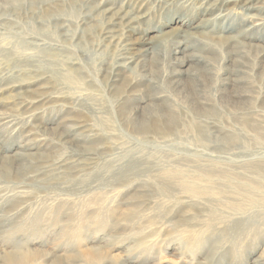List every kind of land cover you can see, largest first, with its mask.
I'll return each instance as SVG.
<instances>
[{
  "label": "rangeland",
  "instance_id": "1",
  "mask_svg": "<svg viewBox=\"0 0 264 264\" xmlns=\"http://www.w3.org/2000/svg\"><path fill=\"white\" fill-rule=\"evenodd\" d=\"M108 2L120 6L129 0ZM164 2L151 0L148 21L140 25L146 31L143 38L154 44L161 34L195 26L203 17L199 11L187 17L178 9L165 11ZM86 5L92 3L0 0V72L18 69L23 79L42 78L35 90L50 88L57 102L41 117L47 125L45 149L14 152L9 151L15 143L11 138L0 141L2 191L27 182L23 159L69 155L57 141L67 127L82 122L95 141H84V133L77 131L70 142L73 158L91 165L75 171L74 180L65 179L63 185L62 177L31 182L24 210L8 223L0 219V264H7L13 247L25 253L23 264H90L89 257L91 264H264V112L255 100L260 88L256 78L249 87L234 89L247 98L224 101L215 116V132L196 119L202 113L197 99L216 105L219 83L212 74L205 78L199 71L200 95L188 88L182 95L168 91L172 101L152 102V95L167 89L142 80L163 71L149 59L146 73L127 75L111 89L106 52L95 46L102 26L87 18ZM205 32L218 36L220 31L215 25ZM210 42L204 56L216 62L215 68L226 67L221 60L227 57L226 48ZM191 47L186 54L195 51ZM255 52L249 49L246 56L251 67ZM170 53L171 47L166 50L167 70L174 57ZM67 68L73 71L70 78ZM132 96L145 100L141 118L131 117L137 103ZM97 146L102 148L97 156L83 155L84 148ZM106 164L110 168L104 171ZM36 216L39 226L26 230L25 221ZM12 221L20 222L23 231L10 241Z\"/></svg>",
  "mask_w": 264,
  "mask_h": 264
},
{
  "label": "bare ground",
  "instance_id": "2",
  "mask_svg": "<svg viewBox=\"0 0 264 264\" xmlns=\"http://www.w3.org/2000/svg\"><path fill=\"white\" fill-rule=\"evenodd\" d=\"M108 1L101 0L96 3L97 0H84V4L92 3L91 7L86 5L88 7V11H86L87 18L98 20L97 23L102 26L99 28L98 42L95 41V46L106 52L105 72L107 80H110L111 85L109 87L111 89L121 85V79L123 81L127 75L135 72L146 73L147 69H150L146 60L151 59L153 64L161 65L163 71L157 78L148 80L144 77L142 80L153 86L167 89L166 92H158L152 95L150 98L152 102L171 100L168 91L182 95L188 88L197 91L200 95L203 89L202 76L199 71L203 72L205 78L211 74L217 78L216 83H219V88H216L214 92L217 94L215 95L216 105L209 106L210 102L197 99L202 113L197 115L196 119L200 125L204 124L205 129L209 131L215 132L218 128L215 116L217 111L221 110L225 100L245 99L249 96L245 92L234 89L249 87L255 78L260 86L256 92L255 100L256 103L259 102L258 108L262 110L260 112H264V16H261V12L264 10V0H164L162 8L165 11L178 9L185 12V17L190 13L199 11L197 13L203 17L195 26L161 34L155 44L145 40L143 36L146 31L140 30V25L148 21L151 0H129L126 5L120 6H112ZM172 6L174 7L171 8ZM215 25L218 26L220 31L217 34L218 36L205 32L207 27L211 28V32L214 31ZM193 36H197V38ZM68 37L65 36V39H70ZM190 39L195 40L197 43H190ZM210 40L216 41L219 48L222 45L226 48L227 57L224 54L221 59L222 62L228 63L226 67L218 66L215 68L214 63L216 62L212 61V58L204 56L209 53L206 43H211ZM190 44L194 46L191 48H194L195 51L186 54L187 50L190 49ZM139 46H142V48ZM170 47V54H173L174 57L169 59L171 67L167 70L165 68L166 50ZM249 49H256L252 58L256 65H252V67L246 59ZM175 65L177 68L174 67ZM21 72L18 69L0 72V141L3 142L4 139L11 138L15 143L11 144L9 151L16 152L17 148H22L23 151L29 153L33 150L46 148L48 139L44 131H46L47 125L41 122V117L44 115L43 113L47 112L45 110L53 108L51 105L53 102L54 104L57 102L54 101L55 98L48 91L50 88L47 89L43 85L41 91L35 90V87H40L39 82L42 78L23 79ZM67 73H69L68 78H70L73 71L68 69ZM132 83L130 82L127 85L130 86ZM213 86L215 87V85ZM228 89L232 91H228ZM227 92H231V94L227 95ZM131 98L133 101H137L136 107L131 109V117L133 119L141 118L140 107L145 103V100L137 96ZM210 111L214 113L212 116L207 115ZM213 116L214 118H212ZM140 127L144 129V125ZM86 128L87 125L77 122L75 125L67 127L65 132L59 135L57 141L70 150L69 155L59 153L46 161L41 159L34 162H29L26 159L22 160L27 170L22 171L26 175L27 182H16L13 184L15 188L11 191H2L0 187V219L3 223L10 222L13 217H17L24 210L30 201L27 187L31 182L39 184L38 182L44 177H47L48 182L62 177L61 185H63L66 183L65 179L74 180L73 174L76 173L75 171L83 170L84 166L91 165L74 160L73 155L75 152L73 146H70V142H73L75 135L80 133L77 131L84 133L82 136L84 141L95 142L91 141L94 140L92 139L94 137L90 136L93 132L86 130ZM39 133L41 135L36 136ZM20 144H22V147ZM97 148L96 150L84 148L83 155L95 157L98 154L97 151L102 149L98 146ZM107 166L109 165L104 166V171L109 170L110 167ZM2 176L6 177V174L3 173ZM247 186L240 184L239 187L244 188ZM39 217L36 216L33 219L31 218L32 220L25 221L28 224L25 229L35 231L40 224ZM101 223V220L96 221L98 225ZM8 227H10V236H12L9 237L10 241L15 232L23 231L22 227L20 228V222H13ZM187 247L189 248V246ZM13 248V253L6 257L7 264H23L25 253L17 247ZM89 260L91 264L93 259L89 257ZM259 261L255 260L253 264H262Z\"/></svg>",
  "mask_w": 264,
  "mask_h": 264
}]
</instances>
